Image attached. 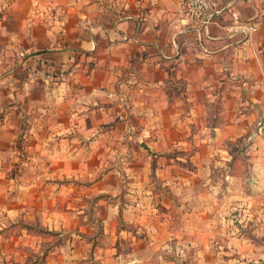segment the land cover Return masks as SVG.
<instances>
[{
  "label": "crops",
  "instance_id": "obj_1",
  "mask_svg": "<svg viewBox=\"0 0 264 264\" xmlns=\"http://www.w3.org/2000/svg\"><path fill=\"white\" fill-rule=\"evenodd\" d=\"M217 3L0 0V264H264V0Z\"/></svg>",
  "mask_w": 264,
  "mask_h": 264
},
{
  "label": "built area",
  "instance_id": "obj_2",
  "mask_svg": "<svg viewBox=\"0 0 264 264\" xmlns=\"http://www.w3.org/2000/svg\"><path fill=\"white\" fill-rule=\"evenodd\" d=\"M217 7V0H180V9L184 17L195 25L207 26L205 17L215 12ZM248 30L252 33L257 31L253 26H250Z\"/></svg>",
  "mask_w": 264,
  "mask_h": 264
},
{
  "label": "rangeland",
  "instance_id": "obj_3",
  "mask_svg": "<svg viewBox=\"0 0 264 264\" xmlns=\"http://www.w3.org/2000/svg\"><path fill=\"white\" fill-rule=\"evenodd\" d=\"M55 78V76L54 75H50V77H48L47 79L48 80H52V79H54ZM146 137H144V138H141V137H138L137 138V143H145L146 142ZM128 157V156H127ZM98 233H97V237L99 238V240L101 241L102 239H103V237H102V235H100L101 234V231H97ZM96 241V243L97 244H101L100 243V241H97V240H95ZM92 258H94L93 256H92ZM92 258H90L91 260H93Z\"/></svg>",
  "mask_w": 264,
  "mask_h": 264
},
{
  "label": "water",
  "instance_id": "obj_4",
  "mask_svg": "<svg viewBox=\"0 0 264 264\" xmlns=\"http://www.w3.org/2000/svg\"><path fill=\"white\" fill-rule=\"evenodd\" d=\"M146 149H148V147H146Z\"/></svg>",
  "mask_w": 264,
  "mask_h": 264
},
{
  "label": "trees",
  "instance_id": "obj_5",
  "mask_svg": "<svg viewBox=\"0 0 264 264\" xmlns=\"http://www.w3.org/2000/svg\"><path fill=\"white\" fill-rule=\"evenodd\" d=\"M26 227H28V226H26Z\"/></svg>",
  "mask_w": 264,
  "mask_h": 264
}]
</instances>
